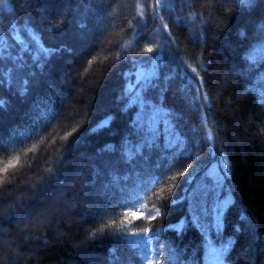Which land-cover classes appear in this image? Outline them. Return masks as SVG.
I'll return each instance as SVG.
<instances>
[{"label": "trees", "instance_id": "1", "mask_svg": "<svg viewBox=\"0 0 264 264\" xmlns=\"http://www.w3.org/2000/svg\"><path fill=\"white\" fill-rule=\"evenodd\" d=\"M10 3L0 7V42L6 40L27 67L21 71L11 62L0 64V69H14L13 78L0 83V97L8 101L0 108V139L7 142L0 150V180L5 196L9 191L23 196L12 217H0V264H147L128 242L147 238L145 228L147 236L159 233L153 248L171 247L187 264H204L208 244H219L208 225L218 198L224 197L234 201L224 218V238L235 235L240 214L256 225L252 232L240 222L243 231L236 235L230 264H264V107L256 100L264 78V0H168L171 16L163 0L160 6L156 0H106L103 7L90 9L80 0H33L26 10L20 0ZM29 22L35 37L24 30ZM165 37L175 41L163 50L165 104L181 97L182 69L191 73L195 68L192 75L203 78L213 105L208 122L213 154L202 143L192 147L198 158L168 155L165 161L162 139L143 160L126 165L119 158L121 147L131 148L129 137L140 139L130 127L140 112L133 94L140 66L132 61L157 55ZM44 48L64 51L45 64ZM169 75L172 79L165 80ZM24 80L28 91L22 96L18 89ZM157 94L148 95L156 99ZM177 107L195 130L192 135H204L198 106L184 98ZM45 112L47 123L41 120ZM106 117L110 125L90 134ZM105 145H115L117 152L102 151ZM84 157L86 167L95 166L100 174L88 195L76 199ZM221 157L230 173L226 181L217 171ZM161 162L174 165L169 178L137 201L139 169L147 173ZM189 164L197 165L190 170V185L177 175ZM113 170L123 179L105 192L102 186L115 179ZM51 203L55 207L44 214ZM156 210L160 215L149 220L148 213ZM198 217L200 223H194Z\"/></svg>", "mask_w": 264, "mask_h": 264}, {"label": "snow or ice", "instance_id": "2", "mask_svg": "<svg viewBox=\"0 0 264 264\" xmlns=\"http://www.w3.org/2000/svg\"><path fill=\"white\" fill-rule=\"evenodd\" d=\"M21 7L23 10L29 9L33 0H20ZM81 4L84 8L90 9L93 6L103 7L106 3V0H80ZM162 0H156V5L160 6ZM233 2L240 3H250L251 0H233ZM164 7L168 11L169 16H171V12L173 11L172 7L168 4V0H163ZM10 0H0V7L9 8L11 7ZM190 18L195 21L196 16L192 13L189 14ZM177 21L181 19V17L176 18ZM167 28V25H165ZM24 30L31 31L32 36L35 37L38 33L36 29L31 25V23H25ZM54 30V29H51ZM261 33L264 35V27L261 28ZM137 37L141 35L140 32L136 33ZM242 36L245 34L242 32ZM175 43L174 40H169L168 37H165L163 43L159 46L160 52L155 56H143L141 55L139 58H133V65H139L140 70L135 77V84L133 86V94L136 99L134 101L140 108V112L137 116L135 122L130 125L134 132L138 133L140 136L139 140H132L131 137L128 138L131 143V148H127L122 146L119 151L120 161L126 165L134 164L137 159L143 160L146 152H151L157 148V145L162 139L166 140V146L164 151L167 155H164L163 160H168V155H171L173 159L182 158L185 160H191L198 158L199 153H193L192 147L199 148L202 143L209 144V155L213 154L214 148V139L209 128V119L212 115V102L208 93L204 90L203 78L199 77L197 74L193 76L192 73H196V69L192 68L191 73L188 72L186 68L182 69L183 72V87L180 89L181 97H173L175 103L171 106H166L165 99L166 93L168 89L166 87L161 86V75L160 69L162 66L166 64L164 59L163 50L168 47L170 44ZM64 49L57 48H44L42 49V53L45 59V64L51 56L59 54ZM147 53H152L153 48L148 47L146 49ZM127 59V57H125ZM13 63L18 67L21 71L27 67L26 63L23 61V57L17 52L14 53L12 51L11 46L7 43V41L0 42V64ZM91 64V61H88ZM39 64V61H36L33 64V67H36ZM14 69L2 68L0 69V83L10 81L13 77L11 75ZM181 70V69H178ZM165 80L172 79V76H166ZM27 80L21 81V87L18 89L20 95H26L27 88ZM157 98L152 99L148 94L152 91H157ZM195 93L194 96L191 94ZM186 98L189 103L194 106H198L197 111L200 112V125L202 129H204V135L200 137H194L192 133L195 131L188 127L186 121H184L182 114L178 110L177 105L182 102V100ZM256 100L259 105L264 107V78H262V86L261 90L256 94ZM8 103L7 99L4 97H0V108H3ZM48 113L45 112L41 118L42 122L47 123L48 120H45L44 117H47ZM111 123L110 118H105L104 121H101L96 129H90L89 133L92 134L94 131H97L100 127H108ZM215 122L213 121V124ZM76 139H79L77 137ZM191 145V146H190ZM7 147V142L0 139V150H3ZM102 151L108 152L110 154H115L117 152L115 145H105ZM215 158V157H213ZM84 164L81 165L78 176L81 177L79 182V194L75 197L76 199H80L82 196H87L89 190L96 183V178L99 176V169L93 166L91 169L86 167L87 158H82ZM74 164L77 162H73ZM227 162L221 157L218 161L217 171L220 174V178L223 180H227L229 178V169L226 167ZM174 165L169 162L165 165L163 162L159 164H153L147 173H144V170L139 169L138 183L134 185L135 187V195L137 201L141 197H146L150 192H152L153 188L157 185H162L168 178V173ZM197 165L189 164L184 168L183 172H179L177 175L185 176V184L190 185L192 183L189 178L191 175L190 170H194ZM161 169H164L161 171ZM7 167L4 169L7 172ZM110 175H114L115 179L110 180L107 185H103L102 188L105 192H108L109 189L115 187L117 183H119L123 177L113 170V173ZM171 179H176V176L170 177ZM61 184L65 183L64 180H60L57 177ZM219 184V180L217 181ZM221 188L223 185H220ZM44 185L41 186V191L44 190ZM163 191V188H161ZM183 191V190H182ZM187 195V193H186ZM23 193L13 195L12 192H8V195H4V185L2 180H0V217H12L14 211L18 207H22L19 204V201L22 199ZM195 198V194H193ZM176 201H170V204H175ZM234 204V201H230L226 197L218 198V207L216 209V214L208 225V230L215 233L218 238L219 247L214 246V244L209 243L208 253L205 257L204 264H230L228 259L230 253L235 247L236 244V235H239L243 229L240 226V222H244L247 225L248 230L255 232L256 225L251 220V218L245 213L240 214L238 218V222L233 226V230L235 235L229 236L227 238L223 237L224 230V218L226 215L227 209ZM8 206L7 208L5 206ZM55 207L54 203H51L48 208L45 209V213H49L52 208ZM135 216V214L133 213ZM159 210H156L155 214L152 212L148 213V219H155L156 216H159ZM136 219H140L139 216H136ZM131 223V220L129 221ZM194 223L199 224V217L194 221ZM115 221L112 222L114 226ZM107 227V225H105ZM174 229V226H169ZM201 227L203 225L201 224ZM3 228V225L0 224V229ZM144 235L147 238L142 240H130L128 241L130 244L137 246V251L139 253V258L141 261H147V264H159L161 258L164 260V264H187L186 259L181 258L180 254L171 247H168L166 250H162V246L157 245L153 248V241L159 240V233H153L151 236H147L148 229L142 230ZM179 234V231H178ZM132 236H138V233H132ZM264 243V242H262ZM150 257H154L155 261L150 259ZM15 257H13L14 260ZM119 260V258H116ZM193 264H198L197 261H193Z\"/></svg>", "mask_w": 264, "mask_h": 264}, {"label": "rangeland", "instance_id": "3", "mask_svg": "<svg viewBox=\"0 0 264 264\" xmlns=\"http://www.w3.org/2000/svg\"><path fill=\"white\" fill-rule=\"evenodd\" d=\"M208 246H209V244H208ZM214 246L219 247V244L218 245L214 244Z\"/></svg>", "mask_w": 264, "mask_h": 264}]
</instances>
